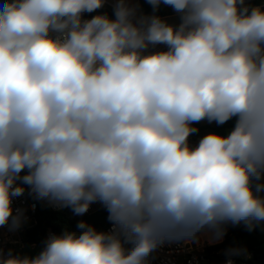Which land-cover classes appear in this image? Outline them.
<instances>
[{
  "label": "clouds",
  "instance_id": "9594fccd",
  "mask_svg": "<svg viewBox=\"0 0 264 264\" xmlns=\"http://www.w3.org/2000/svg\"><path fill=\"white\" fill-rule=\"evenodd\" d=\"M106 2L0 0V227H21L25 185L77 216L99 202L112 225L80 221L0 264H149L165 243L264 222V7L114 0V18H84ZM205 120L234 125L190 145Z\"/></svg>",
  "mask_w": 264,
  "mask_h": 264
},
{
  "label": "trees",
  "instance_id": "16d2710c",
  "mask_svg": "<svg viewBox=\"0 0 264 264\" xmlns=\"http://www.w3.org/2000/svg\"><path fill=\"white\" fill-rule=\"evenodd\" d=\"M137 4L142 14H152L153 10L151 6L146 3L145 0H137ZM250 4L252 6H263L264 0H253ZM103 13H107L111 18H114L113 10L106 6L93 13H86V18L90 19L94 15ZM156 14L165 18L172 15L173 11L170 7L161 5ZM233 125L234 120L224 125H217L215 122L212 124H194L193 126L197 127L199 131L192 134L191 137H200L205 131L226 134ZM35 218L36 225L25 234L24 241L30 245L34 244L40 246V250H42L45 234L48 230H51L56 235L62 233L65 229L78 231L77 224L80 221H85L87 224L95 227L97 231L105 232L110 224L105 207H97L95 210L77 216L72 212L71 208L65 207L58 211H52L41 201L37 203ZM226 228V234L223 236L222 242L209 250L221 249L222 251H228L232 248L245 249V253L250 254V258L241 260L242 264H264V222L256 225L251 231L248 230L243 222L235 226L229 224Z\"/></svg>",
  "mask_w": 264,
  "mask_h": 264
},
{
  "label": "built area",
  "instance_id": "2783aa9c",
  "mask_svg": "<svg viewBox=\"0 0 264 264\" xmlns=\"http://www.w3.org/2000/svg\"><path fill=\"white\" fill-rule=\"evenodd\" d=\"M104 6L113 10L114 0H112V2H106ZM84 18L87 19L86 13L84 14ZM157 49L166 50L164 45H158ZM199 139L200 137L190 136V145L195 146L198 143ZM24 187V194L20 197L14 198L12 204L14 214H16V209L23 210L24 219L22 221L21 227L15 231H10L8 225L0 227V252H2L5 258H7L9 254L16 255L15 249L21 248L25 243V234L35 227V215L37 203L39 201L45 203L52 211H58L62 209L50 203L46 199L40 200L35 198L34 194L30 192L28 186L25 185ZM95 204L97 205V207H104L99 202H96ZM111 227L112 225L110 223L105 232L110 231ZM53 234L54 233L51 230H48L46 232L42 249L44 247L46 239ZM222 240L215 243H209V237H200L199 243L188 244L184 243L183 241L175 243H165L149 256L148 261L149 264H226V261L231 258L234 260V264H242L241 260L250 258V254L247 253H244L240 256L229 257L228 255H226L227 251H222L221 249L209 250L213 246L221 243ZM125 247L130 248L131 245H125Z\"/></svg>",
  "mask_w": 264,
  "mask_h": 264
},
{
  "label": "rangeland",
  "instance_id": "374dc122",
  "mask_svg": "<svg viewBox=\"0 0 264 264\" xmlns=\"http://www.w3.org/2000/svg\"><path fill=\"white\" fill-rule=\"evenodd\" d=\"M253 1V0H249V3ZM107 2H112V0H107ZM135 2L137 3V0H135ZM173 11V10H172ZM166 19L169 20L170 23H178V17H177V14L173 12L172 15L168 16V17H165ZM201 124H212V123H208L206 120L205 121H201L199 122ZM209 133L208 131H205L203 132L200 137H202L203 135ZM97 208V205L95 203H93L89 210L88 211H92V210H95ZM203 237H207V236H203ZM40 246L38 245H30V244H27V243H24L23 246L21 248H16L15 249V253L16 255H19V256H30V257H34L36 256L39 252H40Z\"/></svg>",
  "mask_w": 264,
  "mask_h": 264
},
{
  "label": "bare ground",
  "instance_id": "6f19581e",
  "mask_svg": "<svg viewBox=\"0 0 264 264\" xmlns=\"http://www.w3.org/2000/svg\"><path fill=\"white\" fill-rule=\"evenodd\" d=\"M201 237H203V236H201ZM206 238H208V237H206Z\"/></svg>",
  "mask_w": 264,
  "mask_h": 264
},
{
  "label": "water",
  "instance_id": "95a60500",
  "mask_svg": "<svg viewBox=\"0 0 264 264\" xmlns=\"http://www.w3.org/2000/svg\"><path fill=\"white\" fill-rule=\"evenodd\" d=\"M261 7H264V5H263V6H261Z\"/></svg>",
  "mask_w": 264,
  "mask_h": 264
}]
</instances>
